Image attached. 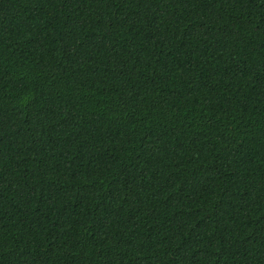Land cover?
Listing matches in <instances>:
<instances>
[{
	"label": "trees",
	"instance_id": "obj_1",
	"mask_svg": "<svg viewBox=\"0 0 264 264\" xmlns=\"http://www.w3.org/2000/svg\"><path fill=\"white\" fill-rule=\"evenodd\" d=\"M0 264H264V0H0Z\"/></svg>",
	"mask_w": 264,
	"mask_h": 264
}]
</instances>
